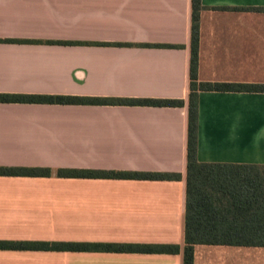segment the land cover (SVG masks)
Masks as SVG:
<instances>
[{
    "label": "crops",
    "instance_id": "obj_1",
    "mask_svg": "<svg viewBox=\"0 0 264 264\" xmlns=\"http://www.w3.org/2000/svg\"><path fill=\"white\" fill-rule=\"evenodd\" d=\"M264 7V0H202ZM191 0H0V94L180 99ZM148 45H181L182 48ZM199 77L264 84V12L205 10ZM188 109L0 103V166L181 174L0 176V240L174 244L178 254L1 250L0 264H184ZM198 160L264 166V92L203 91ZM197 246L194 264H220Z\"/></svg>",
    "mask_w": 264,
    "mask_h": 264
},
{
    "label": "trees",
    "instance_id": "obj_2",
    "mask_svg": "<svg viewBox=\"0 0 264 264\" xmlns=\"http://www.w3.org/2000/svg\"><path fill=\"white\" fill-rule=\"evenodd\" d=\"M191 58L187 104L180 99L113 98L72 95L0 94V103L125 105L188 109L187 203L184 264H194L197 246L264 248V166L202 163L198 160V100L203 91L264 92V84L214 82L199 77L201 15L205 10L260 11L264 7H206L191 0ZM182 48L181 45H148ZM0 176L68 177L132 180H179L181 174L48 167L0 166ZM1 250L178 254L174 244L0 240Z\"/></svg>",
    "mask_w": 264,
    "mask_h": 264
},
{
    "label": "rangeland",
    "instance_id": "obj_3",
    "mask_svg": "<svg viewBox=\"0 0 264 264\" xmlns=\"http://www.w3.org/2000/svg\"><path fill=\"white\" fill-rule=\"evenodd\" d=\"M207 255L223 256L220 264H264L263 247H213L208 248Z\"/></svg>",
    "mask_w": 264,
    "mask_h": 264
}]
</instances>
